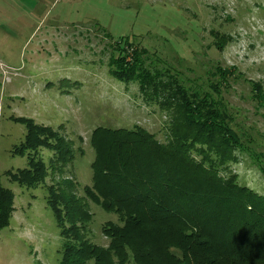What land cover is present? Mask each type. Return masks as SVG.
I'll return each mask as SVG.
<instances>
[{
	"label": "rangeland",
	"instance_id": "1",
	"mask_svg": "<svg viewBox=\"0 0 264 264\" xmlns=\"http://www.w3.org/2000/svg\"><path fill=\"white\" fill-rule=\"evenodd\" d=\"M120 39L122 69L164 87L117 78ZM197 93L227 108L245 145L221 173L264 195V0H0V264L108 247L104 228L122 222L86 195L92 132L142 127L166 142L175 101Z\"/></svg>",
	"mask_w": 264,
	"mask_h": 264
},
{
	"label": "trees",
	"instance_id": "2",
	"mask_svg": "<svg viewBox=\"0 0 264 264\" xmlns=\"http://www.w3.org/2000/svg\"><path fill=\"white\" fill-rule=\"evenodd\" d=\"M122 39L117 78L137 79L145 91L164 87L158 73L122 69ZM184 96L175 101L166 142L142 127L94 129L86 195L122 225L104 228L108 247L68 245L59 264H264V195L221 173L234 151L245 149L241 135L227 125L219 101ZM59 154L65 162L62 148Z\"/></svg>",
	"mask_w": 264,
	"mask_h": 264
}]
</instances>
